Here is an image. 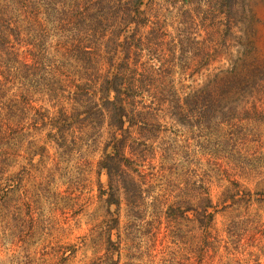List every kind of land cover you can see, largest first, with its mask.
Returning <instances> with one entry per match:
<instances>
[{"label":"rangeland","instance_id":"374dc122","mask_svg":"<svg viewBox=\"0 0 264 264\" xmlns=\"http://www.w3.org/2000/svg\"><path fill=\"white\" fill-rule=\"evenodd\" d=\"M142 10L149 21L136 33L137 48L122 36L120 45L94 52L99 69L68 60L67 72L85 84L135 70L142 84L136 103L153 88L137 103L150 128L141 155L152 146L161 169L147 194L171 200L168 182L208 184L216 238L198 228L173 229L163 217L156 228L145 215L137 224L151 228L159 243L150 257L131 248L124 193L135 167L124 169L129 177L121 183L99 165L113 152L108 113L93 109L75 118L61 131L68 145L57 146L48 139L56 105L43 85L31 84L34 108L16 125L0 123V264H264V0H145ZM39 20L19 25L28 36H53L46 16ZM17 88L6 85L0 100L18 95ZM149 195V206L167 209ZM114 199L119 205L109 206Z\"/></svg>","mask_w":264,"mask_h":264},{"label":"trees","instance_id":"16d2710c","mask_svg":"<svg viewBox=\"0 0 264 264\" xmlns=\"http://www.w3.org/2000/svg\"><path fill=\"white\" fill-rule=\"evenodd\" d=\"M144 2L145 0H0V52H4L0 54V92L6 85L14 83L19 92L18 95L13 94V98L0 100V104L5 107L0 108L5 113L3 118L0 117V123L3 122L8 127L16 125L22 115L26 116L34 108L35 93L31 84L43 85L44 93L48 96L47 102L50 106L56 105V116L51 117V126L55 131L48 135V139L57 146L65 148L68 145L69 134L61 131L73 124L75 118L88 116L94 112L93 109L96 112L106 111L108 126L112 131L113 152L106 154L107 160L101 161L99 165L107 170L110 180L114 179L112 174L121 176V183L129 177L124 169L135 167L134 176L129 180L132 184L125 186L124 193L130 212V225L126 234L131 248L139 253L145 251L150 257L151 251L159 242L151 228L137 224L138 220H145V215L151 216L149 225L156 228L163 217L173 229L198 228L208 232V239L212 236L216 238L213 213L216 206L209 186L194 183L181 188L168 182V187L174 188V193L169 194L171 200H166L165 196L155 198L147 194L154 187L155 181H158L156 177L161 169L160 163L157 164L152 156V146L147 155H141L140 148L147 145L145 141L149 137L150 128H146L148 125L144 122L147 114L145 108L139 109L137 103L141 104L140 99L149 96L153 88H148L146 94L140 93L136 103L137 91L141 90L142 84L135 77V70L123 69L127 73L118 70L111 77L110 74L101 75L82 84L78 83L72 70L67 72L69 68L66 67L68 60H78L85 68L99 69L97 63L101 56L94 55V52L100 51L108 42L113 43L114 47L120 45L122 36L124 42L133 40L132 46L137 48L139 40L136 33L149 21L142 10ZM5 9L11 15L15 14L14 20L8 19L9 13L5 15ZM41 15L46 16V25L51 26L53 36L40 31L34 32L35 36L25 34L26 29L19 23H39ZM128 55L129 59L134 57L133 53ZM81 69L82 67L79 68ZM142 77L151 78L144 74ZM122 88H125L123 93ZM172 96L179 97L177 92ZM20 100H23L22 108L19 106ZM9 102L14 104L7 106ZM7 107L12 113L16 111V115L8 113ZM39 118L45 121L48 117L42 115ZM116 166H119L118 170ZM147 195L152 202H159V199L165 201L163 205L167 209H153L145 202ZM108 204L118 206L119 201L110 200ZM148 208H152L151 212L154 213L146 214L150 212ZM113 222V227H116L119 219H114ZM191 234L192 230L187 232V236ZM116 241L111 242V246L118 250L120 239Z\"/></svg>","mask_w":264,"mask_h":264}]
</instances>
